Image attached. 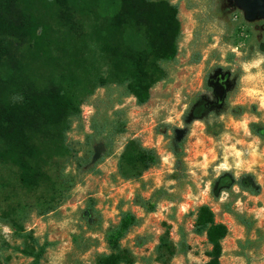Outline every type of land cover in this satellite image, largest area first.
I'll list each match as a JSON object with an SVG mask.
<instances>
[{"label": "rangeland", "instance_id": "obj_1", "mask_svg": "<svg viewBox=\"0 0 264 264\" xmlns=\"http://www.w3.org/2000/svg\"><path fill=\"white\" fill-rule=\"evenodd\" d=\"M168 1L176 6V53L161 61L165 76L147 89L144 103L121 96L112 82L85 96L79 117L65 135L68 153L47 167L51 186L23 190L16 169L0 161V209L9 212L0 218V264L30 261L14 249L23 244L13 225L44 243L37 264H94L96 253L107 252L105 230L123 211L136 219L119 240L130 252L131 264L201 263L208 244L203 234L191 230L200 204L208 205L214 220L226 228L221 264H264V138L248 129L251 121L264 124V51L258 43L264 37V19L245 20L230 0ZM90 20L72 18L71 36L86 57L96 53ZM196 55L197 61L191 62L190 56ZM214 70L227 72L225 108L241 106L243 111L238 116L225 110L208 112L204 118L217 130L213 137L205 134L202 121H191L181 142L182 170L175 172L167 148L170 131L159 124L182 126L181 117L199 92L214 101L205 84ZM118 116L123 131L108 135L107 122ZM131 138L157 156L138 176H131L119 158ZM221 170L252 173L261 185L259 193L249 195L233 187L212 198L208 184ZM147 199L151 211L137 203ZM160 237L166 247L157 246Z\"/></svg>", "mask_w": 264, "mask_h": 264}, {"label": "trees", "instance_id": "obj_2", "mask_svg": "<svg viewBox=\"0 0 264 264\" xmlns=\"http://www.w3.org/2000/svg\"><path fill=\"white\" fill-rule=\"evenodd\" d=\"M75 15L91 19L96 53L90 58L82 55L71 36ZM178 36L176 6L168 0H0V161L16 169L18 185L26 191L51 186L47 167L52 159L68 153L66 132L79 117L81 101L94 88L112 82L121 96L131 95L136 104L144 103L147 89L164 78L160 63L173 59ZM258 43L264 51V37ZM190 57L191 62L198 59V55ZM225 107L222 101L208 102L207 95L199 92L183 113L182 126L159 124L170 131L167 148L174 157L175 172L182 170L181 142L187 125L200 120L205 134L213 137L217 130L204 118L208 112L225 110L238 116L243 111L241 106ZM123 123L119 116L110 119L107 134L121 133ZM248 129L264 138V124L251 121ZM119 158L131 176L157 161L154 151L135 138L124 142ZM233 187L256 195L261 185L250 172L234 175L221 170L210 179L208 194L216 198ZM137 203L146 211L153 209L148 199ZM8 213L0 209V218ZM235 215L246 225L242 216ZM135 221L128 211L120 214L105 230L107 252L96 253L94 264H131L132 256L119 240ZM13 226L23 244L14 249L30 257L28 264H37L44 243L38 244ZM191 230L203 234L208 244L206 260L197 264H221L220 241L226 228L214 220L208 205L194 209ZM157 246L166 247V241L160 237Z\"/></svg>", "mask_w": 264, "mask_h": 264}, {"label": "water", "instance_id": "obj_3", "mask_svg": "<svg viewBox=\"0 0 264 264\" xmlns=\"http://www.w3.org/2000/svg\"><path fill=\"white\" fill-rule=\"evenodd\" d=\"M242 11L243 18L251 21L256 18L264 19V0H230ZM206 86L210 87L217 104H219L225 94V84L219 83L217 80L212 81L210 76L206 78Z\"/></svg>", "mask_w": 264, "mask_h": 264}, {"label": "flooded vegetation", "instance_id": "obj_4", "mask_svg": "<svg viewBox=\"0 0 264 264\" xmlns=\"http://www.w3.org/2000/svg\"><path fill=\"white\" fill-rule=\"evenodd\" d=\"M232 2V1H231ZM233 3V2H232ZM210 76L212 81L217 80L219 83H224L226 86V77L227 72L221 71V70H214ZM210 88V87H209ZM211 91V90H210Z\"/></svg>", "mask_w": 264, "mask_h": 264}, {"label": "clouds", "instance_id": "obj_5", "mask_svg": "<svg viewBox=\"0 0 264 264\" xmlns=\"http://www.w3.org/2000/svg\"><path fill=\"white\" fill-rule=\"evenodd\" d=\"M7 231V230H6Z\"/></svg>", "mask_w": 264, "mask_h": 264}]
</instances>
